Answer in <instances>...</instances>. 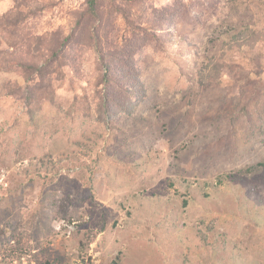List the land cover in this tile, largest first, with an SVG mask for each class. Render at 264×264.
Returning a JSON list of instances; mask_svg holds the SVG:
<instances>
[{"label":"rangeland","instance_id":"obj_1","mask_svg":"<svg viewBox=\"0 0 264 264\" xmlns=\"http://www.w3.org/2000/svg\"><path fill=\"white\" fill-rule=\"evenodd\" d=\"M43 1L37 34L68 32L86 3ZM120 4L150 27L131 115L85 113L86 79L31 117L6 87L23 74L0 71V264H264V41L235 42L264 30V2ZM13 6L0 0V15ZM121 16L106 28L114 44L130 31ZM94 59L88 48L87 75Z\"/></svg>","mask_w":264,"mask_h":264},{"label":"trees","instance_id":"obj_2","mask_svg":"<svg viewBox=\"0 0 264 264\" xmlns=\"http://www.w3.org/2000/svg\"><path fill=\"white\" fill-rule=\"evenodd\" d=\"M126 1L137 3L138 0ZM46 5L43 0H14V6L0 15V30L4 31L7 43V48L0 49V71L16 68L24 76L23 84L6 82L8 93L22 101L34 117L44 99L55 98L58 87L69 84L73 88L88 79L95 91L91 101L94 107L86 100L85 113L93 109L96 119L106 124L116 119L118 112L131 115L145 95L144 85L138 78L139 69L135 66V43L140 36L145 38V34H150V27L136 23L130 9H125L120 0H86L68 32L37 34L28 23L42 13ZM119 12L130 29L128 36L121 37V40L126 37L124 44H114L106 30L110 17ZM160 15L161 19L166 18L162 12ZM239 31L235 38L238 45L252 43L254 46L264 41V30L246 27ZM88 48L95 55V66L89 75L84 67ZM110 264H120L119 259L115 258Z\"/></svg>","mask_w":264,"mask_h":264}]
</instances>
